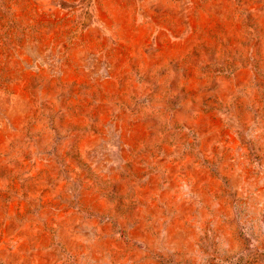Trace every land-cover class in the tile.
<instances>
[{"label":"rangeland","instance_id":"rangeland-1","mask_svg":"<svg viewBox=\"0 0 264 264\" xmlns=\"http://www.w3.org/2000/svg\"><path fill=\"white\" fill-rule=\"evenodd\" d=\"M0 264H264V0H0Z\"/></svg>","mask_w":264,"mask_h":264}]
</instances>
